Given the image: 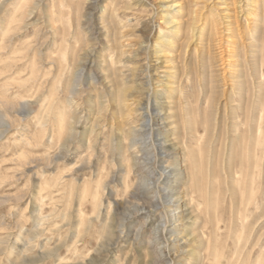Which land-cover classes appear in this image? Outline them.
<instances>
[{
	"label": "bare ground",
	"instance_id": "obj_1",
	"mask_svg": "<svg viewBox=\"0 0 264 264\" xmlns=\"http://www.w3.org/2000/svg\"><path fill=\"white\" fill-rule=\"evenodd\" d=\"M86 3L87 0L0 1V10L4 6H11L7 15L4 16L7 19L1 33L4 40L11 39L27 24L36 27L39 19H42L51 31L52 38L49 35L39 41L40 29L36 28L38 30L35 32V39L23 45L26 46L25 49L21 50L24 47L19 49V51L21 50L19 55L29 57L30 60L29 71L25 72L26 74H23V71L15 74L14 67L19 64L18 59L21 58L17 59L13 55L14 59H3L5 68L13 72L10 71L12 75L8 76L9 79L7 77L2 88L5 89L9 85H13L17 91H20L25 87H36L37 99L42 98L44 99L42 101L46 103L45 111L39 120L41 129L49 133L48 129L52 125V129L57 133V142L59 141L65 150H68L74 139L79 138L77 127L83 118L82 115H79L80 113L69 110V105L76 96L80 95L79 88L84 90L87 88V91L93 92L95 84H99L101 78L92 74V70L90 76L87 77L85 74L94 53L92 46L98 39L92 34L93 28L89 31L93 15L89 14L84 19L87 20V23L83 22V18L86 16L84 12ZM120 3L121 0H110V4L108 2L104 6L105 11L109 10L108 19L103 20L102 25L107 37L105 46L110 50V54L104 55L101 67L102 72L106 73L103 82L101 81L104 87L97 94V99L90 101L96 108V115L91 125L85 128L84 134L80 135L82 136V146L85 145L93 151H97L99 145L106 148L109 152L110 163L118 165L121 171H125L123 181L126 200L139 201L146 196L145 192L154 189L155 193L159 194L157 196L161 201L164 204L168 203L164 206L168 214L165 218H169V214H171L175 221H179L183 218L181 219L179 211H175L182 207L180 205L182 198H186L187 203L184 206L191 209L188 212L187 219L189 218V220L187 221L189 225H197L196 227L200 228L191 233L190 227L187 226L186 231L180 230L179 233L182 238L188 236L189 242L192 239L189 238L191 237L189 235H192L193 238H197L196 244L204 248V252L200 254L190 250L192 252L190 256L194 257L197 264H264V252L256 253L251 240L254 219L257 218L259 209L262 210L264 206V0L248 1L246 24L237 22L236 25L227 26L228 28L225 29L228 32V37H226L229 39L226 42L229 43L230 48L226 51L230 54L226 58L227 61L222 57L224 51L218 52L219 56L217 57H220V69L227 67L232 69L234 81L229 99L227 98L223 109H221L219 99L223 92L221 93L219 89L226 84H220L221 82L216 79L215 63L217 60H213V57L206 53L211 46L209 42L218 40L217 42L220 44L223 39L214 38L218 32L217 25L220 21L215 16L216 14H213L212 19L209 20L211 21L209 22L210 28L207 31H205V27L200 30L199 35L195 34V44L198 45L195 47L194 53L197 57L195 74L198 73L196 75L198 93H196L195 107L189 99L194 95L188 94L185 90L194 87L191 81L193 66L185 64L180 69L176 64L178 61L176 56L164 58L161 61L164 65L161 67H165V69L159 72L168 74L164 75L165 81L162 80L157 84L161 86V89H156L155 92L160 95L169 93L166 102L171 105L165 109L161 105L162 103L153 106L149 102L150 100L144 101L146 97L137 98V96L143 95V87L150 84V78L147 81L140 79L135 86L129 84L132 76L130 73H126L123 65L128 59L131 60L132 57L136 58L142 55L147 48L141 45L137 46L138 51L133 53L134 51L132 52L127 47L130 44L129 42L125 43L127 38L125 39L124 36L128 29L124 28L126 24L120 14V8L123 7ZM90 6L91 9H94L95 2ZM125 8L129 7L125 6ZM185 8V5H180L177 12L182 17L188 15V21L182 23V20L177 19L178 17H172L169 23L177 24L172 33L167 36H158L157 41L166 45L161 50L155 51L157 56L165 57L171 52L185 50L189 45L188 42H185L194 38L192 35L194 26L191 19L197 14L191 15L190 11L185 12ZM37 10L40 11L41 16L27 23L28 17L36 13ZM127 16H124L125 20L128 19ZM237 20L239 19L237 18ZM232 22H229L230 25ZM51 42L54 46L50 49ZM207 43H209L208 46ZM44 47L49 48V52L44 51ZM17 57L19 56L17 55ZM92 63L94 62L92 61ZM148 64H140L142 68L140 73L148 70ZM133 76L135 78L137 74ZM44 86L49 87L48 93L42 90ZM85 86L87 87L84 88ZM128 87H132L135 93H128ZM5 94L0 97V99L2 98L0 101L3 103L2 107L4 105L7 108H16L11 102L13 100L7 99L8 95ZM149 95L150 93H147V99ZM166 112L169 115L159 116ZM167 118L168 121H166ZM1 119L4 121V117ZM160 120L165 122H161L162 125L157 126V121ZM108 129L109 133L107 134ZM1 132L3 133L4 130ZM52 137L55 138L54 135ZM52 137L50 140L53 139ZM37 140H39L37 137L30 139L32 143ZM89 149L87 150L90 151ZM93 151L92 154L95 153ZM163 154L165 155L163 156ZM29 158L27 154H24L22 162H30ZM47 160L49 163L54 161L50 158ZM90 162L91 156H86L83 166L91 164ZM97 169H100L99 166ZM145 169H152L153 172L145 173ZM104 172H100L102 177L99 179V182L103 183V188L107 183L116 182L118 174V171L114 170L108 179L110 172L107 173V177ZM131 172L139 178V183L132 188L130 187L131 183L128 185V176ZM63 179L64 176H59L55 183L58 185L63 182ZM163 183L167 184L170 195L161 196L160 188ZM146 197L148 200L151 198ZM100 206L101 201L95 198V207L98 211ZM135 206L124 207L122 210L125 214L122 211L118 213L121 208L115 207V215H123L122 218L118 217L121 219L119 226L123 227L126 221L137 215L142 209H146L139 203H136ZM39 216L40 219L41 215ZM42 219L43 216L40 220ZM80 220L81 224H84L85 230L84 235L81 233L82 236L90 237L91 240V236L88 235L91 219ZM199 222L201 226L197 224ZM161 224L162 222L156 225L150 235H158L163 232L164 228ZM144 226L143 223L140 224L135 234L136 237L143 236L142 227ZM176 231V229H172L173 233ZM40 234V230L30 232L23 241L21 250L16 252L24 254L27 250H31L33 240ZM104 237L106 240H110L112 235L107 230ZM16 249L17 246L9 247L3 244L0 239V261L7 259L9 264H13L14 262L10 258ZM54 251L55 249L43 250L37 256V260L48 257ZM74 252L76 255L74 264H80L83 253L81 254L76 246ZM23 262L25 263L26 260ZM23 262L16 261L15 264H24ZM63 262L64 258H60L58 263L62 264Z\"/></svg>",
	"mask_w": 264,
	"mask_h": 264
},
{
	"label": "rangeland",
	"instance_id": "obj_2",
	"mask_svg": "<svg viewBox=\"0 0 264 264\" xmlns=\"http://www.w3.org/2000/svg\"><path fill=\"white\" fill-rule=\"evenodd\" d=\"M248 1L250 0H121L120 4L123 7L120 8V14L123 18V22L125 21L126 24L124 28L128 29L124 36L125 39L127 38L125 43L129 42L130 44V46L127 47L131 49L132 52L134 51L133 53L138 51L137 46L139 47L141 45L142 47L147 48V50H145L142 55L136 58L132 57L131 60L128 59L125 61L123 65L124 68L122 67L123 69H126V73H130V75L133 77L130 78L129 82L131 86L138 84L140 79L147 81V79L150 78V84H146L143 87V95H139L137 98L140 99L144 96L146 97L144 101L150 100L149 102L153 106H156L157 103H162L161 105L164 106L165 109H168V106L171 105L166 102L169 93L160 95L156 94L155 90L161 89V86H158L157 84L161 83L160 81L162 80L165 81L166 79L164 75L168 74L166 72H159L160 70L165 69V67H161L164 66L161 61L164 58H173L176 56V60H178L176 64L180 69L185 64L193 66L194 70H192L191 81L193 82L194 87L191 89L186 88L185 90L188 94L194 95L190 96L191 98L189 99L192 105L194 104L193 106H196V93H198V89L196 88L198 79L196 75L198 73L196 72L195 74L197 57H195L194 53L195 47L198 45L195 44V36L199 35L201 32L200 30H203L205 27V31L210 28L209 22L211 21L209 20L212 19L213 14H216L215 16L218 17V21L220 20L217 25V34L220 35L216 34L214 38L223 39H221L220 44L217 42L218 40H212V42H209L211 48L209 47L208 49L207 47L206 50L208 49L209 51L207 50L206 53L207 55L209 53L210 56L213 57V60H217L215 63V69H217L215 71L216 79L219 80L218 82H221L220 84H226L224 87H220L219 89L221 93L223 92V95H220L221 97H219L220 106L221 109H223L227 98L229 99L234 76L232 75L231 68H224L225 70L223 68L220 69V57L217 56H219L218 52L224 51L222 57L225 58L223 60L227 61L226 58L230 53L226 50L230 48L229 43L226 42L229 39L227 38L228 32H226L227 30L225 29L228 28L227 26L236 25L237 22L246 24ZM94 2L96 7L91 9L92 7L90 5ZM108 2L110 4V0H87L85 5L84 12L86 16L83 18V22L87 23V20L84 19H86L89 14H92L93 22L90 24L91 28H89V31L93 28V36L98 37V39L94 41V46H92L94 53L90 58L91 61L88 64L85 74L87 77L90 76V71L92 70V74L101 78L99 79V84H95L93 92L87 91V86L84 87L86 88V91L82 88H79L81 91H79V89L78 91L81 96H76L73 99V102H71L69 105V110L78 114L80 113L79 115H82L83 118L81 120V124H79L77 127V130H79V138H76L71 142L68 150H65V148L59 144V141L57 142V133L54 129H52V125L50 126V129H48L49 133L41 129L42 127L39 123V120L45 111L46 103L43 102L44 99L42 98L37 99L36 87H25L20 90L21 92L17 91V89H15L16 87L13 85H9L7 87L8 90L7 88H2L4 82L7 81V77L12 75L10 73L11 70L5 68L3 59H14V57L17 59L21 58L18 59L19 64L15 66L17 68L14 67L16 71L14 72L17 74L23 71V74H26L29 71L28 63L30 60L28 59L29 57H22V54L19 55L20 51L26 47L23 45H26L31 40L35 39L36 30L40 29L38 37L39 41L44 39V37L51 35V31H49V28L46 24H44L43 20L39 19L36 27L27 24L23 29L20 30V32L16 33L17 35L15 34L11 39L4 40L1 35L5 25L4 22L7 20L4 18V16L7 15L9 9H11V6H4L0 10V97H2V95L4 96L6 92L5 95L8 96L5 97L7 99L9 98L13 100L10 101L16 107L7 108L3 105V107H5L3 108L1 105L3 103L0 102V239H2L3 244H6L9 247L17 246V249L10 258L14 262L13 264H15L16 261L23 262V260H26L25 263L23 262L24 264H61L58 263L60 258H64V262L62 264H74L76 260V255L74 252L75 246L79 249L81 254L83 253L82 257L80 258V264H197L194 261V257L190 256L192 255L191 251H196L195 253L197 254L204 252V248L196 244L197 242L195 241H197V238L194 237L196 239L195 240L192 235H189L191 236L189 238H192L189 242V239L187 238L188 236L182 238V235H180L181 233H179L180 230L186 231L185 229L187 226L190 227L191 233L194 231L196 232V230L200 228L196 227L197 225H189V222L187 221L189 220V218L187 219L189 216L188 212L191 209L189 210L187 206H184L185 203H187L186 198L183 197L180 201V205L182 206L179 208L180 210L178 209L175 211L180 212L179 215L181 216V219L183 218V221H175L171 214H169V218H165L168 214L164 206H166L168 203L164 204L159 196H157L159 194L155 193L154 189L145 192L146 196L151 197L149 200L146 199V196H144L143 199L139 201L126 200L125 184L123 181V174L125 171H121L118 168V165L110 163L108 158L109 152L106 148H102L99 145L97 152L90 150L85 145L82 146V136L80 135L84 134L85 128L91 125L93 118L96 115V108L92 105V103H90V101L97 99V94L99 91H101V89L103 90L104 85L102 82L106 76V73L102 72L103 69L101 67L103 65V59L105 57L104 55H106V53L110 54V50L107 46H105V40L107 37L106 31L103 29L102 25L103 20L108 19L109 10L106 9L105 11L104 7ZM175 3H178V6H176ZM180 5H185V12L190 11L191 15L197 14L195 17L192 16L191 19V21L193 20L192 25L194 26V30L191 32L193 33L192 35L194 38L185 42L189 43L185 50L180 52H171L165 57H159L155 51L161 50V48L166 44L158 42V36H167L171 34L174 30V26L177 25L174 23H169L170 18L178 17L177 19L182 20V23H186V21L189 19L188 15H186L187 17H182L181 14L177 12ZM125 6H128L129 8H125ZM125 15H128V19L126 20L124 19ZM40 16L41 13L39 10H37L36 13L30 15L26 21L27 23H30L32 20ZM237 18L240 21L237 20ZM229 22H232V24L230 25ZM209 43H207V46ZM53 46L54 44L51 42L50 49L53 48ZM19 49L21 50L19 51ZM43 50L49 52V48L46 49L44 47ZM17 55L19 57H17ZM22 58H26L27 60ZM92 61L94 63H92ZM140 64H148V70L140 73V69H142ZM127 69L132 70L130 71ZM135 74H137L138 79L137 77L134 78L133 75ZM104 82L107 81L104 80ZM165 88L171 89L170 87ZM128 89V93H135L132 87H128ZM42 90L48 93L49 87L44 86ZM147 93H150L148 99ZM42 102L44 106H42L43 109L41 107ZM73 108L75 109L73 110ZM166 113L159 114V116L162 117L169 115L168 112ZM1 117H4V121H2L3 119H1ZM168 120L169 119L167 118L166 121ZM157 122V126H161V122L165 121L160 120ZM3 130L4 132L2 133L1 131ZM108 133L109 129L107 130V134ZM53 135L55 138L52 137ZM34 137H37L39 140L32 143L30 139ZM51 137L53 138L52 140H50ZM90 139L92 140L93 136ZM92 151L95 153L92 154ZM24 154H27L30 157V162H22ZM85 155L87 157L91 156V164H88L87 166H83L84 159L86 158ZM164 155L165 154H163V156ZM53 157L54 159H51ZM48 158L54 161H50L49 163L47 160ZM98 166L100 169H97ZM114 170L118 171L116 182L107 183V185H105L103 188V183L99 182V179L102 177L101 173L105 171L104 175L106 174L107 177V173L110 172L108 177V179H110L112 176V171ZM145 170V173L153 172L152 169ZM59 176H64V179L62 180V183L57 185L55 180ZM138 179L139 178H137V176L131 172L128 176V185L131 183L130 187L132 188V186H135L137 183H139ZM161 186V196H166L167 194L170 195L167 184L165 185V183H163ZM181 189L183 190V188ZM182 195H184L183 192ZM95 198L101 201L99 211L97 207H95ZM136 203H139L140 206L146 207V209H142L137 215L126 221L123 227L119 226V223L121 222L120 218H122L123 215H115V207L121 208L118 212L120 213L121 211L123 212L122 209L127 207V205L136 207ZM39 215H41V218L43 216L42 220H40L41 218L39 219ZM80 219L85 221L91 219V226L88 234L91 236V240L90 237L84 238V236H82L81 233L85 232V230L84 224H81ZM39 220L43 223H41ZM160 222L163 224H161V226L164 228V231L160 232L158 235H150L154 227ZM142 223L145 225L142 227L144 234L143 236L136 237V231L139 229L138 227H140V224ZM197 224H200V222ZM172 229H176L177 231L173 233ZM34 230H40L41 234L33 240L31 250H27L24 254H18V252L21 250V245H23V241L27 235ZM107 230L112 235L110 240H106L104 237V234L107 232ZM263 230L264 206L262 210L259 209L257 212V218L254 219V229L251 236V240L253 241L255 247L254 251L256 253L264 252ZM16 239H18V242ZM45 249H55V251L53 254L48 255V257L37 260V256H39ZM0 264H9V261L4 259L0 261Z\"/></svg>",
	"mask_w": 264,
	"mask_h": 264
}]
</instances>
